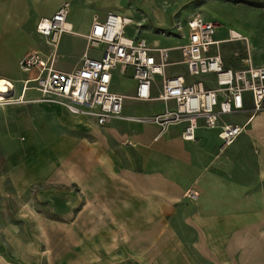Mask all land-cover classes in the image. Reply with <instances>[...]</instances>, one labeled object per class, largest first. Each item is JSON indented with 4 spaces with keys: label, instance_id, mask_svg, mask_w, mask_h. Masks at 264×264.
<instances>
[{
    "label": "crops",
    "instance_id": "1",
    "mask_svg": "<svg viewBox=\"0 0 264 264\" xmlns=\"http://www.w3.org/2000/svg\"><path fill=\"white\" fill-rule=\"evenodd\" d=\"M65 2L0 0V79L23 87L34 77L19 62L31 51L48 56L38 49L45 38L37 25ZM68 21L72 32L62 35L57 50L66 37L61 56L85 43L84 55L93 22L70 15ZM145 40L150 47L171 49L170 64L181 63L178 48L185 42L168 47L155 45L159 38ZM103 51L91 50L89 56L100 59ZM57 58V69L68 72ZM20 72L22 79H11ZM132 75L120 67L113 74L111 91L127 97L124 119L99 126L94 118L51 107L59 115L55 134L21 160L16 179L10 173L0 179V264H264V111L230 147H222L218 131L204 127L196 141H185L182 125L163 131L151 122L127 120L166 110L160 100L133 99ZM167 75L192 80L183 64L169 66ZM119 79L133 83L132 93L116 91ZM161 83L157 77L155 98ZM239 115L242 122L226 120L244 124L248 115L234 116ZM192 190L199 193L196 201L187 195ZM13 202L21 208L11 210ZM19 229L25 237L18 238ZM60 229L67 235L63 250Z\"/></svg>",
    "mask_w": 264,
    "mask_h": 264
},
{
    "label": "built area",
    "instance_id": "2",
    "mask_svg": "<svg viewBox=\"0 0 264 264\" xmlns=\"http://www.w3.org/2000/svg\"><path fill=\"white\" fill-rule=\"evenodd\" d=\"M70 5L64 3L51 17L42 19L37 33L43 36L57 52L63 34L71 33L69 24ZM132 21L120 14L108 13L103 20L95 18L87 36V48L81 64L72 71H61L56 67V53L44 56L31 51L19 62L21 71L34 74L24 81L22 94L18 98L0 97V105L44 103L58 106L75 116L94 118L99 126L122 117L126 96L113 93V74L120 67L122 74L129 69L137 83L134 100L165 103L164 114L152 118H127L130 121L151 122L164 131L172 126H183L182 138L196 141L200 127L218 131L222 147L233 145L252 123L255 116L264 111V66L254 67L248 61L244 69L233 70L225 66L215 40L218 25L200 17L191 19L187 29L189 35L181 52L188 81L183 76L168 77L171 49L150 47L143 38H128L126 27ZM104 47L102 57L93 59L91 50ZM157 77L162 79L160 96H153L157 88ZM29 90L39 93L40 98L27 101ZM174 107H170V103ZM248 115L244 124L230 123L229 116ZM188 197L196 201L199 193L192 190Z\"/></svg>",
    "mask_w": 264,
    "mask_h": 264
},
{
    "label": "rangeland",
    "instance_id": "3",
    "mask_svg": "<svg viewBox=\"0 0 264 264\" xmlns=\"http://www.w3.org/2000/svg\"><path fill=\"white\" fill-rule=\"evenodd\" d=\"M65 3L70 5V20L80 23H88L89 19L93 22L95 18L103 20L108 13L120 14L132 21L126 36L145 38L149 43L159 38L154 42L157 46L174 47L186 42L188 22L200 17L218 25L215 40L226 41L219 46L226 67L244 69L248 61L255 65L264 64V8L251 5L264 4V0H66ZM68 44L69 40L65 37L57 53L46 39L41 38L38 49L48 56L56 53L61 68L70 71L81 63L86 44L73 45L62 57ZM172 55L174 60L180 59L178 51ZM19 74L11 79H22L23 74ZM12 84V98H18L23 87L20 83ZM132 85L128 80L119 79L115 89L130 94ZM28 95L26 100L40 98L35 91ZM51 107L54 105L44 103L0 105V179L9 173L12 180L16 179L21 160L34 155L37 148L45 145L55 134L53 122L59 115ZM228 120L242 122L244 117L232 116ZM10 207L15 211L21 208V204L13 202ZM42 210L45 212V209ZM10 220L13 224L17 219ZM60 232L58 238L63 250L67 235L61 229ZM23 233L19 229L18 238L25 237ZM48 238L45 235V240Z\"/></svg>",
    "mask_w": 264,
    "mask_h": 264
},
{
    "label": "bare ground",
    "instance_id": "4",
    "mask_svg": "<svg viewBox=\"0 0 264 264\" xmlns=\"http://www.w3.org/2000/svg\"><path fill=\"white\" fill-rule=\"evenodd\" d=\"M222 42H219L221 44ZM11 87L14 92V85L12 82L5 80V79H0V96L6 97V93H8V89ZM13 93H11L9 96H12Z\"/></svg>",
    "mask_w": 264,
    "mask_h": 264
},
{
    "label": "trees",
    "instance_id": "5",
    "mask_svg": "<svg viewBox=\"0 0 264 264\" xmlns=\"http://www.w3.org/2000/svg\"><path fill=\"white\" fill-rule=\"evenodd\" d=\"M251 5L259 8H264V4H251Z\"/></svg>",
    "mask_w": 264,
    "mask_h": 264
}]
</instances>
